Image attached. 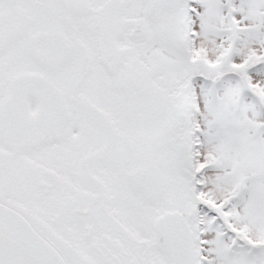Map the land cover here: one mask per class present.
Instances as JSON below:
<instances>
[{
	"label": "snow or ice",
	"instance_id": "6c2138e0",
	"mask_svg": "<svg viewBox=\"0 0 264 264\" xmlns=\"http://www.w3.org/2000/svg\"><path fill=\"white\" fill-rule=\"evenodd\" d=\"M0 264H264V0H0Z\"/></svg>",
	"mask_w": 264,
	"mask_h": 264
}]
</instances>
